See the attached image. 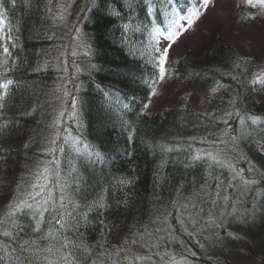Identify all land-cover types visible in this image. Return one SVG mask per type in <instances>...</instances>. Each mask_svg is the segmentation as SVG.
Instances as JSON below:
<instances>
[{
	"label": "trees",
	"instance_id": "obj_1",
	"mask_svg": "<svg viewBox=\"0 0 264 264\" xmlns=\"http://www.w3.org/2000/svg\"><path fill=\"white\" fill-rule=\"evenodd\" d=\"M78 1L85 10L69 38L73 35L80 45L84 34L88 41L82 63L88 84L65 119L56 74L68 78L61 57L69 0H0L6 16L3 43L11 52L6 57L0 48V79L6 64L7 78L13 80L0 109V232L6 227L14 241L29 242L25 256L0 236V249L6 244L16 248L9 249L10 256L0 250V264H46L42 250L48 244L31 230L34 222L20 214L7 216L45 166L59 172L49 176L54 199L63 188L77 204V229L66 235L82 241L88 251L82 248L77 255L95 264H237L231 253L235 240H224L226 234L244 239L238 244L251 254L248 264H264V105L260 86L253 83L259 78L253 59L242 57L224 37L213 36L176 65L181 78L217 91L204 113L184 97L161 113H147L145 105L159 80L150 19L153 13L162 17L163 0L148 5L144 0ZM247 18L245 13L235 17L242 24ZM117 97L123 107L113 103ZM249 117L259 120L252 124ZM45 124L56 130L46 135ZM72 143L80 151L76 155ZM233 145L260 173V183L243 193L239 181L245 177L205 155L211 152L228 165L216 152ZM55 148L64 152L50 153ZM198 153L202 158L196 160ZM66 157L72 159L71 173ZM53 159L57 163L49 165ZM220 215L223 221L217 218L212 226ZM168 251L170 256L164 254Z\"/></svg>",
	"mask_w": 264,
	"mask_h": 264
},
{
	"label": "rangeland",
	"instance_id": "obj_2",
	"mask_svg": "<svg viewBox=\"0 0 264 264\" xmlns=\"http://www.w3.org/2000/svg\"><path fill=\"white\" fill-rule=\"evenodd\" d=\"M188 2L189 4L198 3V0H188ZM81 3H79L78 0H69L67 5L69 9V15L67 14L68 12L66 10L63 12L66 13V16H63L62 18V22L64 21L63 29H66L67 31L62 35V37L67 39L62 50L63 52L61 60L63 62V69L66 71L69 70L70 72L72 71L74 74L75 72L76 74L78 73V69L81 70L83 68V49L85 43H88L84 34L82 35V38H85V41H82L80 45L79 41H77L78 44L75 42L73 35H71L69 38V29L73 30L80 25V22H78L79 18L77 17L80 16V13L83 11V6H81ZM65 6V3H63L62 7ZM200 6L203 13L200 19L197 20L192 25V27L188 29V31L182 33L176 42L172 44L171 49L169 50L168 61L165 65L166 74L164 75L163 79L159 78V83L157 84L156 88L154 89V93L148 101L149 103L146 109L148 113H161L171 108L179 101V99H182L183 97L189 101L191 107L195 111L204 113L209 101L217 94V91H214L213 88L209 87L205 83H192L184 78H181L177 72L176 64L179 62V59H181L183 54H185L187 51H190L191 49L202 47V44L209 42L213 36L224 37L231 44L236 46L239 54H241L242 57L252 58L256 64V72L258 73L257 75H259L258 81H264V6L258 5L257 7L253 8L246 2V0H209V5L206 10L203 9L202 3ZM190 11L191 8L189 7V9L186 11V14L183 15H187ZM242 13L248 15V22L245 24L239 23L235 19L238 14ZM171 14L172 16H169V19L165 21V26L167 28L165 32L160 28L161 31H159L160 33L157 35V32H155L156 29H153L154 32L152 34L158 36L155 38L157 40L156 43L158 44V48L154 56L156 58L157 64L158 53L165 46L168 32L174 30L170 25V21L179 20V17L183 16L180 15L174 17L176 15L174 11ZM150 20L152 23L154 22L153 19ZM179 23L185 22L179 21ZM154 28L156 27L154 26ZM151 48H153V44H151ZM75 69L77 70L75 71ZM56 75H58L56 80L60 82L61 88L59 92V95L61 96H59L58 99H60V105L62 106V114L64 118L67 119L71 112L75 111V108L78 106L77 102L81 97L79 94L81 87L77 86L73 82L72 77L61 80L59 78V74ZM63 80L69 81L70 85L68 82ZM258 84V86H260V93L258 97L262 98L261 101L264 105V84ZM73 99L76 101L75 108H73ZM107 99L109 100V97H107ZM113 101V103H119L118 97ZM119 104V107H123L121 103ZM44 128L47 132L46 135H49L50 133L52 134L56 130L54 127L52 130V128H50V126L47 124L44 125ZM70 149L72 150L71 152L73 155H76L80 152L77 151L78 148H75L73 143L70 145ZM219 151L216 153H219L221 157L222 154H224L223 158L225 159V163L232 165L231 169H235L234 172L237 175H241L245 177V179H257L259 177L260 173L257 166L252 160L249 159L246 153L240 150V148H237L233 145L228 148L227 151ZM222 219L223 218L221 215L214 217L212 226L216 227L217 225H214V223L217 220V222L223 221ZM208 230L211 231L212 229L208 227ZM225 236L227 238L223 237V239L226 241H229V239L232 238L235 240V243L232 246L233 249L231 251L234 262H237V264H248L250 261H252L248 260L250 259L251 254H246V250L242 251V244H238L244 239L241 240L237 237L235 238L233 234H226ZM253 237L256 236L253 235ZM164 254H169L170 256L172 253L171 251H168L164 252ZM146 261L149 262L150 260Z\"/></svg>",
	"mask_w": 264,
	"mask_h": 264
},
{
	"label": "snow or ice",
	"instance_id": "obj_3",
	"mask_svg": "<svg viewBox=\"0 0 264 264\" xmlns=\"http://www.w3.org/2000/svg\"><path fill=\"white\" fill-rule=\"evenodd\" d=\"M170 3L174 2V0H169ZM246 2L252 6L253 8L259 6H264V0H246ZM202 3V7L204 10L207 9L209 5V0H198V3L190 4L191 11L188 12L187 15H183L179 17V20L170 21V25L174 30L168 32L166 37L165 46L158 53V74L159 78L163 79L166 74L165 65L168 61L169 50L173 43L180 37V35L192 25L200 19L202 16V9L200 4ZM3 4L0 3V48H2V52L6 57H11V52L9 47L3 43L4 41V28L3 25L6 22V16L3 12ZM118 14V13H117ZM179 21H184L185 23H179ZM157 35H159V30H157ZM10 39V37H9ZM253 83H261L264 84V81H254ZM13 85V80L7 78V66L5 64V75L3 79H0V109H3V99L8 94V89ZM215 91V90H214ZM76 106V101L73 99V108ZM252 124H256L259 120V117H249ZM240 125L245 124V120L243 118L239 121ZM241 135H247V133L241 132ZM59 136V133H57ZM232 139H235L233 137ZM52 144H56V139L51 141ZM75 143H79L76 141ZM259 150V149H258ZM56 151L61 153L64 152L63 148H55L50 149V153L54 154ZM79 151V149H77ZM171 151V149H169ZM264 155V152H261ZM205 155L214 161V163L221 165L222 167L227 166L232 168V165H225L224 162L218 159L216 156H213L211 152L205 153ZM201 155L198 153L194 159H201ZM57 161L53 159L49 161V165H55ZM66 166L69 170L74 171V167L72 164V159L69 157L65 158ZM235 171V169H233ZM243 171V170H241ZM55 174L57 177L59 176V172L55 168H50L49 166H45L43 171H40L39 168L34 177L33 183L30 184V187L25 188L24 191L21 192L20 197L18 198V202L14 203L11 207V210L7 213L9 218H13L20 214L24 217H27L29 220L34 223L31 225V230L35 233L41 234V239L46 241L48 246L43 248V252L45 253L44 259L46 264H84L87 261V264H95V261L88 260L87 257L82 255L78 256L77 253L83 248L85 252L88 251L87 246L83 245L82 241L77 243L70 236L66 235V232L73 231L77 229L78 221L75 216H73V212L76 210L77 204L74 200H72L67 194H64V189L61 188V195L57 199L53 197V189L49 186V176ZM237 177L233 176V180H236ZM122 183H127V181H122ZM239 183L242 185V193L247 191L248 186L258 185L260 183L257 179H244L240 178ZM234 188L236 185H232ZM219 187V185H218ZM219 195V193H217ZM227 200V197H225ZM99 207L103 208V198L98 201ZM72 205V210H68V206ZM235 211V207L232 209ZM45 213H47V220L45 219ZM86 219V217H85ZM71 220V223H67V221ZM13 226H15V220L12 221ZM5 225H7V221H5ZM42 225L45 227L46 231H42ZM56 226H59L58 229ZM20 231L23 232V227L20 228ZM0 236L4 238H9L10 241H13L16 244V247L20 249L21 254L27 255L28 253V241H14L12 237V232L8 231L5 227V230L0 232ZM80 239V236L77 235V240ZM15 252L16 248H12L11 244H6L3 246L2 250L5 256H10V251ZM37 251H40L39 249ZM4 257H0L3 259Z\"/></svg>",
	"mask_w": 264,
	"mask_h": 264
},
{
	"label": "bare ground",
	"instance_id": "obj_4",
	"mask_svg": "<svg viewBox=\"0 0 264 264\" xmlns=\"http://www.w3.org/2000/svg\"><path fill=\"white\" fill-rule=\"evenodd\" d=\"M83 9L85 10V8L83 7ZM182 57V56H181ZM179 60H181V59H179ZM77 69H75V71H76ZM74 71V72H75ZM58 72H60V71H58ZM78 73L76 74V72H75V74L71 71H69V70H65V71H63V73L68 77V78H73V82L77 85V86H79V87H84V86H87V82H86V79L88 78V72H87V70L85 69L84 71L81 69H78V71H77ZM73 75V76H72ZM76 75V76H75ZM68 83H69V81H68ZM69 85H70V83H69ZM43 228V227H42ZM44 229V228H43ZM42 229V230H43ZM165 264H168V262L166 263L165 262Z\"/></svg>",
	"mask_w": 264,
	"mask_h": 264
}]
</instances>
